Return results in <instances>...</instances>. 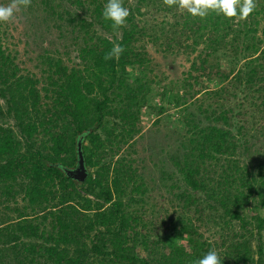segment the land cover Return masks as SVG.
I'll use <instances>...</instances> for the list:
<instances>
[{"label":"trees","instance_id":"1","mask_svg":"<svg viewBox=\"0 0 264 264\" xmlns=\"http://www.w3.org/2000/svg\"><path fill=\"white\" fill-rule=\"evenodd\" d=\"M106 2L42 0L80 61L44 57L42 89L20 75L0 30V264H194L209 250L221 264H264V164L245 160L254 143L264 151V0L243 20L123 0L121 28L103 18ZM113 41L124 52L106 60ZM200 47L179 90L145 80L148 49ZM202 95L221 103L205 109ZM144 111L154 123L174 116L182 134L168 176L174 216L145 212L143 178L115 160ZM79 143L85 181L66 174Z\"/></svg>","mask_w":264,"mask_h":264},{"label":"rangeland","instance_id":"2","mask_svg":"<svg viewBox=\"0 0 264 264\" xmlns=\"http://www.w3.org/2000/svg\"><path fill=\"white\" fill-rule=\"evenodd\" d=\"M11 3V0H0V4ZM0 30L3 36V42L15 59V63L22 69L20 75H28L35 79L41 80L38 86L42 89L47 84V66L44 65V57L62 58L64 64L71 67H80V61L77 58L73 42L69 39H63L62 34L68 35L69 32H61L55 24L54 19L50 17L42 5V0H31L30 6L21 7L13 20L6 24H0ZM69 36V35H68ZM190 44V43H188ZM202 47L198 51L175 50L172 53H164L160 49H148L149 68L145 80L152 81L153 84L160 83L161 86H168L179 90L180 80L186 78L188 72L192 70L191 66L196 60ZM198 75L197 73H193ZM212 83H209L210 90H217L219 85L218 77L215 76ZM208 87L207 83L204 85ZM181 92V91H180ZM203 106L205 109L216 110L221 103L218 97H209L202 95ZM192 103V101H191ZM201 102L192 107L196 110ZM150 114V113H149ZM147 111L143 112L141 122V132L130 141L129 145H124L115 156L119 161L124 158L125 162H131L134 170L143 178L148 187L145 205L148 214L170 211L172 216L175 215L168 193V186L177 183L174 179H168L173 175L175 167L170 157L178 154V145L182 134L175 125L177 122L169 117H164L159 123H154L156 118L149 115ZM9 126L14 127L13 121L8 122ZM257 145L245 158L251 166H257L259 162L264 164V151L261 150L263 143H254ZM165 173V174H164ZM168 174V175H167ZM24 203L19 200V207ZM140 207V206H139ZM139 207H135L139 209ZM161 208H164L163 210ZM153 210V212H152ZM0 217L7 212L0 206ZM9 213V212H8ZM10 214V213H9ZM264 216V211L261 212ZM11 217L16 215L10 214ZM255 244V243H254ZM6 264H13L12 262Z\"/></svg>","mask_w":264,"mask_h":264},{"label":"clouds","instance_id":"3","mask_svg":"<svg viewBox=\"0 0 264 264\" xmlns=\"http://www.w3.org/2000/svg\"><path fill=\"white\" fill-rule=\"evenodd\" d=\"M31 0H11V3L0 4V24H6L14 19L17 11L23 7L30 6ZM168 7H176L186 10L192 17L205 18L209 12H216L226 18L246 19L256 9L255 0H164ZM130 9L124 6L123 0H107L102 16L106 21H110L113 28L125 26ZM124 52L121 43L112 42V48L105 56L106 60L119 58ZM194 264H221V258L217 251L209 250L202 257L198 258Z\"/></svg>","mask_w":264,"mask_h":264},{"label":"water","instance_id":"4","mask_svg":"<svg viewBox=\"0 0 264 264\" xmlns=\"http://www.w3.org/2000/svg\"><path fill=\"white\" fill-rule=\"evenodd\" d=\"M78 164L77 167L73 170H66V174L77 181H85V179L88 177L86 167H85V159L82 153L81 149V143L78 144Z\"/></svg>","mask_w":264,"mask_h":264}]
</instances>
